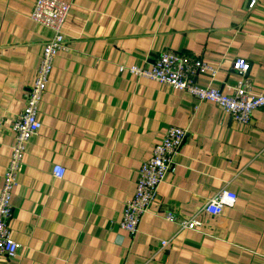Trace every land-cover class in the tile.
Masks as SVG:
<instances>
[{
  "label": "crops",
  "instance_id": "0c3cea01",
  "mask_svg": "<svg viewBox=\"0 0 264 264\" xmlns=\"http://www.w3.org/2000/svg\"><path fill=\"white\" fill-rule=\"evenodd\" d=\"M64 1L69 50L53 59L41 127L11 197L9 228L21 246L0 264H264V106L241 124L212 102L119 71L173 51L215 66V77L198 73L196 83L227 92L243 58L253 90L264 92V0ZM34 2L0 0V187L11 124L52 35L30 18ZM169 126L186 131L175 170L129 234L119 226L123 205ZM54 165L65 168L61 179ZM221 189L235 203L217 216L199 212ZM196 214L198 228L179 225Z\"/></svg>",
  "mask_w": 264,
  "mask_h": 264
},
{
  "label": "built area",
  "instance_id": "2783aa9c",
  "mask_svg": "<svg viewBox=\"0 0 264 264\" xmlns=\"http://www.w3.org/2000/svg\"><path fill=\"white\" fill-rule=\"evenodd\" d=\"M254 4L255 0H250L248 7L251 8ZM69 11L70 3L64 0H35L30 14L34 22L50 29L52 35L42 47L33 83L25 94V104L11 124L13 142L0 187V258L15 257L21 246L12 238L9 228L13 213L11 197L17 185L18 174L23 167L27 143L41 127L38 109L49 81L53 59L57 53L69 50L62 31ZM232 64L239 78L227 92L196 83L198 73L207 74L210 78L215 77L217 72L215 66L201 58L173 51L161 52L149 67L121 65L119 71L126 70L135 77L150 79L184 91L199 101L212 102L233 121L245 124L249 122L251 113L256 108L264 106V92L253 90L252 81L246 75L249 64L245 59L236 58ZM185 137V129L178 126L167 127L162 139L154 145L150 156L137 168L134 193L124 203L121 211L119 226L122 230L129 234L137 231L141 216L150 209L156 197L158 186L168 173L174 172L175 157ZM51 172L54 178L61 179L65 168L54 165ZM235 201L234 192L221 189L206 201L199 212L217 216L225 208L231 207ZM166 218L175 219L169 213L166 214ZM201 224L202 221L197 219V214L179 220L182 228L191 230L198 228ZM166 244L167 241H161V246L164 247Z\"/></svg>",
  "mask_w": 264,
  "mask_h": 264
}]
</instances>
